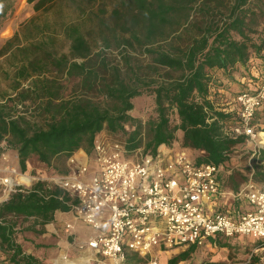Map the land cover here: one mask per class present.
Listing matches in <instances>:
<instances>
[{"label": "trees", "instance_id": "1", "mask_svg": "<svg viewBox=\"0 0 264 264\" xmlns=\"http://www.w3.org/2000/svg\"><path fill=\"white\" fill-rule=\"evenodd\" d=\"M10 1L0 0V23L14 12ZM69 1L76 17L51 26L37 25L34 16L0 47L6 83L0 88V151L5 145L17 153L18 172L67 174L72 155H91L101 133L131 152L142 147L155 155L160 146L178 143L198 165L234 169L233 150L245 138L225 134L237 120L226 103L264 83V0H111L88 10L82 1ZM27 2L36 13L61 9L60 0ZM86 21L95 28L86 32ZM95 33L98 50L90 38ZM60 41L68 53L56 48ZM113 47L117 60L109 57ZM142 96L153 99L147 119L131 115L133 100ZM258 162L254 179L262 184L264 150ZM248 171L238 181L234 169L230 187L238 189ZM71 201L45 181L17 187L0 205V251L8 261L43 264L25 252L18 221L32 220L27 231L42 235L37 227L69 213ZM195 251L190 247L168 263L186 261ZM145 263L137 255L127 259Z\"/></svg>", "mask_w": 264, "mask_h": 264}, {"label": "built area", "instance_id": "2", "mask_svg": "<svg viewBox=\"0 0 264 264\" xmlns=\"http://www.w3.org/2000/svg\"><path fill=\"white\" fill-rule=\"evenodd\" d=\"M226 105L237 120L225 126V134L244 137L243 145L251 147L247 180L238 189L229 185L234 172L229 164L198 165L178 143L160 146L155 155L142 147L131 152L105 133L97 136L91 155L84 150L72 155L67 174L17 172L28 183L15 189L41 180L71 196L69 213L99 232L78 244L91 251L89 264H127L130 255L158 264L159 255L176 248L212 249L240 238L264 250V183L254 179V164H263L258 158L264 130L257 121L264 113V83ZM2 183L8 186L9 178ZM63 233L77 234L70 222Z\"/></svg>", "mask_w": 264, "mask_h": 264}, {"label": "rangeland", "instance_id": "3", "mask_svg": "<svg viewBox=\"0 0 264 264\" xmlns=\"http://www.w3.org/2000/svg\"><path fill=\"white\" fill-rule=\"evenodd\" d=\"M82 1V7L90 9V7H94V9H98L101 7L103 3L110 4L111 0H93L89 2V0H78V2ZM10 3L13 5L14 12L11 13V16L8 18V22L2 21L0 23V47L5 43L6 40L11 38L14 33L20 29L21 25L26 21L30 20L32 17L36 16V24H43L44 22H49L51 26L57 24L61 18L66 17H76L75 9L69 0H60V8L54 9L50 11H45L44 9L40 13H36L33 6L34 4H30L27 0H11ZM7 19V20H8ZM86 26H84V30L89 32L92 28H95V25H91L89 21H86ZM32 33H36L33 31V26L30 27ZM91 40H93V45L96 50L99 49L101 45V41H98L97 34L91 35ZM56 48L61 52L68 53L69 47L65 41H60ZM109 57L111 59H119L118 50L116 47H113L111 51H109ZM6 83L0 79V88H5ZM70 86H73L70 85ZM152 97L150 96H142L135 100V102H139L137 105V110L135 112H131V115L137 118L147 119L148 114L151 109V101ZM260 121H257L259 124V130H264V113L262 117H259ZM180 136V134H179ZM3 151H0V205L1 203L9 200L12 189H15L17 183L19 184H27L21 177H18V174L12 171V168L15 167L14 164H17L18 157L17 153L14 150L6 149L5 145H3ZM249 148L246 145L238 144L232 153V158L234 162V169L239 174L237 175V180H241V175L244 174V170L249 168L248 166V158H249ZM30 169L35 171V168L38 166L37 160L33 157L29 162ZM18 172V170H17ZM32 175V173H31ZM4 178H9V180L13 181V185L10 187L9 185H3L2 181ZM30 179V183H31ZM24 182V183H23ZM66 222H70L75 226L77 234L72 237H66L63 233V226ZM32 220L29 221H18V231L20 234L18 235L19 241L22 242L24 246V250L27 253L35 254L38 256L43 264H58V262L62 261H72L74 264H87V260L89 259L88 254L84 253L83 249H79L78 244L84 241L87 237H94L99 232L96 231L92 226L83 223L80 220H76L73 215L70 213L64 215L62 218L55 220L54 225H50L49 227H45L43 230L40 227H37V230L43 232L41 234H36L30 231H27V228L32 226ZM79 231V232H78ZM257 247V243H254L249 240H238L235 242V245L228 246L229 254L228 259L231 260L233 258H238V262H244L245 264H256L258 263V258L253 253V250ZM30 248V249H29ZM181 249V248H179ZM182 250L178 251L176 254L162 253L159 255V259L157 262L168 261L175 258L179 255ZM217 259H213V255L208 254L205 249H198L194 253L191 254L188 260L184 263L180 264H223L221 263L223 260V255L217 253ZM91 256V255H90ZM241 256V257H239ZM7 255L0 251V264H11ZM240 258V259H239ZM84 259V260H83ZM83 260L82 262H80ZM242 260V261H241ZM224 262V261H223ZM89 264V263H88Z\"/></svg>", "mask_w": 264, "mask_h": 264}, {"label": "crops", "instance_id": "4", "mask_svg": "<svg viewBox=\"0 0 264 264\" xmlns=\"http://www.w3.org/2000/svg\"><path fill=\"white\" fill-rule=\"evenodd\" d=\"M139 98V97H138ZM137 98H135L134 100H133V103H134V110L132 111V112H135L136 110H137V105L139 104V102L137 103V102H135V100H136ZM234 164V163H233ZM14 166L15 167H13L12 168V171H14V172H16L17 173V170H18V168H19V163H18V161H17V164L15 165L14 164ZM14 183V182H13ZM66 214H68V213H56V219L55 220H58L59 218H62L64 215H66ZM55 222V221H54ZM53 225L55 224V223H52ZM50 225H47L46 227H49ZM79 232V231H78ZM85 238H87V236H84ZM244 239H246V240H249V241H252V242H254L253 240H251V239H248V238H240V239H235V240H232V241H229V242H223V243H221L218 247H216V248H212V249H205L207 252H208V254H210V255H213L212 257H213V259L215 260V259H217V253H220V254H222L224 257H223V259H227V260H223L221 263H223V264H245L244 262H238V258H233V259H231V260H229L228 259V254H229V249H228V246H230V245H235V242L236 241H238V240H244ZM254 243H256V242H254ZM222 245H225V247L224 246H222ZM30 249V248H29ZM84 251V253H86V254H88V256H89V259L87 260V264L89 263V260H90V258H91V251L89 250V249H83ZM180 250H182V252L183 251H185L186 249L185 248H181V249H179V248H176V249H173V250H170V251H168L166 254L167 255H169V254H176L178 251H180ZM32 252V254H34V255H38V254H35L34 252H33V250L31 251ZM253 253H255V255L257 256V260H258V263H256V264H264V250L260 247V244L259 243H257V247L253 250ZM36 257H38V256H36ZM239 257H241V256H239ZM158 259H159V257H157ZM240 259V258H239ZM242 261V260H241ZM185 261H183V262H181V263H184ZM159 264H169L168 263V258H166V261H162L161 260V262H159ZM180 264V263H179Z\"/></svg>", "mask_w": 264, "mask_h": 264}, {"label": "bare ground", "instance_id": "5", "mask_svg": "<svg viewBox=\"0 0 264 264\" xmlns=\"http://www.w3.org/2000/svg\"><path fill=\"white\" fill-rule=\"evenodd\" d=\"M8 20L4 21V22H8ZM26 180V179H24ZM13 185V181L9 180V186L11 187ZM84 260V259H83ZM83 260H81L80 262H82ZM75 262H72V261H62V262H58V264H74Z\"/></svg>", "mask_w": 264, "mask_h": 264}]
</instances>
